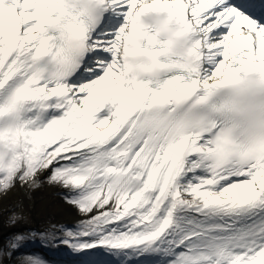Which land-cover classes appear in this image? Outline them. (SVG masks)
Returning <instances> with one entry per match:
<instances>
[{
  "label": "snow or ice",
  "instance_id": "1",
  "mask_svg": "<svg viewBox=\"0 0 264 264\" xmlns=\"http://www.w3.org/2000/svg\"><path fill=\"white\" fill-rule=\"evenodd\" d=\"M0 264H264V0H0Z\"/></svg>",
  "mask_w": 264,
  "mask_h": 264
}]
</instances>
